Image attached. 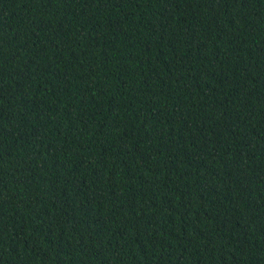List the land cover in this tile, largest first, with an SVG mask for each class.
Listing matches in <instances>:
<instances>
[{"label": "trees", "instance_id": "trees-1", "mask_svg": "<svg viewBox=\"0 0 264 264\" xmlns=\"http://www.w3.org/2000/svg\"><path fill=\"white\" fill-rule=\"evenodd\" d=\"M0 264H264V0H0Z\"/></svg>", "mask_w": 264, "mask_h": 264}]
</instances>
